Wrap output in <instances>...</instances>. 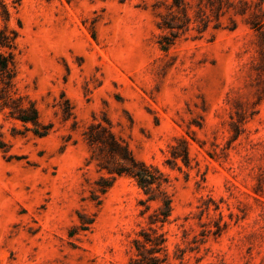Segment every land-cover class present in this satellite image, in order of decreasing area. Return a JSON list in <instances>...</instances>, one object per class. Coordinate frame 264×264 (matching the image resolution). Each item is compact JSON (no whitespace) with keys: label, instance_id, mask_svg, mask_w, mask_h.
Segmentation results:
<instances>
[{"label":"rangeland","instance_id":"374dc122","mask_svg":"<svg viewBox=\"0 0 264 264\" xmlns=\"http://www.w3.org/2000/svg\"><path fill=\"white\" fill-rule=\"evenodd\" d=\"M227 1L219 28L211 17L166 51V0H0L18 93L53 125L38 137L0 108V264H129L149 227L166 234L167 264H264V36L249 24L264 0ZM99 122L168 179L164 228L132 179L98 190L108 175L82 133ZM182 140L189 166L171 155Z\"/></svg>","mask_w":264,"mask_h":264},{"label":"trees","instance_id":"16d2710c","mask_svg":"<svg viewBox=\"0 0 264 264\" xmlns=\"http://www.w3.org/2000/svg\"><path fill=\"white\" fill-rule=\"evenodd\" d=\"M169 3V15L161 17L160 28L167 30L170 35H163L159 42L162 48L168 51L176 41L185 34L197 30L202 36L209 30L213 17L217 22L220 21L227 11L232 7L227 0H166ZM197 3L199 9L197 29L193 28V21L190 15ZM244 9L240 15H247L252 9V5L244 2ZM2 16L8 20L9 11L0 3ZM208 12L212 16L208 15ZM252 20L249 23L252 29L264 36V11L259 5H255V10L251 13ZM220 27V22L215 28ZM237 25L233 23L232 30ZM18 33L10 31L8 28L0 32V108L7 113V118L14 122L21 123L26 132H32L38 137H47L53 130V125L46 126L40 118L39 109L35 102L27 96L18 93L17 77L19 72L17 52H18ZM68 120L71 114L66 112ZM245 118L238 114L237 121L234 122L236 132L235 139L242 132V124ZM92 124L82 133L85 142L92 149L91 160L97 163L99 171L108 175H101L98 182V190L106 194L113 187L118 177L124 176L132 179L136 185L143 190V194L148 198L147 202L157 204L151 224L161 223L164 228L169 223L172 213V199L168 193V179L163 172L151 165L145 164L135 158L133 151L122 138L115 135L109 123ZM180 144L183 148L174 146L172 158L174 162L181 160L185 166H189V149L187 142L182 140ZM150 207H148V210ZM83 231H88L93 222H83ZM134 246L133 256L129 264H167L169 260L167 238L162 229L149 227L141 230L132 241Z\"/></svg>","mask_w":264,"mask_h":264}]
</instances>
